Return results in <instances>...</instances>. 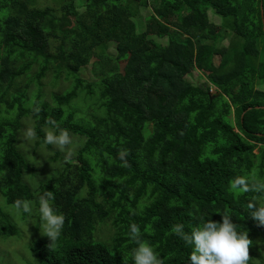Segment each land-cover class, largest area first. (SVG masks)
I'll return each instance as SVG.
<instances>
[{
	"label": "trees",
	"instance_id": "trees-1",
	"mask_svg": "<svg viewBox=\"0 0 264 264\" xmlns=\"http://www.w3.org/2000/svg\"><path fill=\"white\" fill-rule=\"evenodd\" d=\"M164 2L0 0V239L21 237L19 216L40 232L38 205L29 217L17 199L49 191L66 217L57 241L25 245L26 264H133V223L164 264H187L191 248L173 226L188 232L226 211L252 243L264 234L247 208L264 194L228 187L264 172V0ZM50 72L69 87L45 93ZM206 75L222 81L215 93ZM32 84L39 96L30 104ZM155 91L174 105L152 100ZM49 119L79 140L70 158L43 144ZM26 123L50 153L48 177L38 178L22 150ZM123 154L131 162L119 168Z\"/></svg>",
	"mask_w": 264,
	"mask_h": 264
},
{
	"label": "clouds",
	"instance_id": "clouds-1",
	"mask_svg": "<svg viewBox=\"0 0 264 264\" xmlns=\"http://www.w3.org/2000/svg\"><path fill=\"white\" fill-rule=\"evenodd\" d=\"M48 129L44 132L43 144L51 145L70 158L74 154L73 136L66 128H61L59 123L49 119ZM25 141H38L36 129L26 128ZM4 173L0 172V175ZM229 191L233 195L249 192L264 194V182L251 183L245 175H237L229 181ZM38 205V219L40 221V233L49 238L50 244L57 241L62 234L65 225V214L55 206L54 196L49 191H44L32 200L17 199L13 207L18 213L22 212L29 217L32 215L33 204ZM249 216L259 225L264 226V202L257 199L250 200L247 204ZM221 215V222H215L211 218H205L199 225L190 231H185L183 224H176L172 233L179 236L185 245L191 248V254L187 257V264H249V245L252 241L248 233L233 222L230 211ZM129 238L136 247L132 250L133 264H164L163 258L155 248L142 239L141 229L137 224L129 225Z\"/></svg>",
	"mask_w": 264,
	"mask_h": 264
},
{
	"label": "rangeland",
	"instance_id": "rangeland-1",
	"mask_svg": "<svg viewBox=\"0 0 264 264\" xmlns=\"http://www.w3.org/2000/svg\"><path fill=\"white\" fill-rule=\"evenodd\" d=\"M165 1L163 4V8L168 9V4L171 2V0H162ZM45 5H51L53 6L54 3L53 1L49 2H44ZM188 5L192 8H195L194 3L188 1ZM143 16L148 15V11H142ZM210 18L214 23L220 24L221 20L220 18L216 17L215 15H212L213 13L210 12ZM145 19V18H144ZM73 26L75 27L76 21L72 20ZM139 26V25H138ZM145 26V23H144ZM145 28V27H144ZM132 31L131 25H127L126 28H124L123 32L121 33V36L123 38H126L130 32ZM148 31L150 34L154 33L156 31L155 29V21H150L148 22ZM229 41H226L225 44H228ZM149 49V46L144 47L142 52H145L146 50ZM141 53V52H140ZM216 62L217 59H216ZM36 70V67L34 68ZM56 74L54 72H50L47 74L46 79L42 81V84L44 86V92H55L59 90L58 86H62L63 88L67 87V83L65 79H56ZM65 77V76H64ZM63 77V78H64ZM207 80L210 79L212 80L213 84L211 93H215L217 91V86L222 84V81L220 79L214 78L212 75H206ZM56 80V81H55ZM59 80V81H57ZM62 81H64L62 83ZM204 81V80H203ZM53 85L54 87L51 88L50 86ZM69 87V86H68ZM67 87V88H68ZM38 92L37 88L34 90V84H32L31 89L29 90V96H31L33 93ZM35 93V95L31 99V103L33 104L34 101L37 100L38 98V93ZM49 92V93H50ZM217 95V94H216ZM216 95L213 97L215 98ZM150 97L152 100L155 102L168 105V106H173L174 105V96L171 95L168 92L165 91H155L150 94ZM264 108V107H262ZM232 121L234 122V115L231 116ZM27 122L28 119H25ZM31 123H26L23 127L24 131L22 132V138H21V147L22 150L27 154L29 160H30V166L34 167L36 169V173L39 179L48 177L51 174L52 171V164L49 163V152L45 148V146H42L38 148L35 144V141H25L24 140V132L26 128L30 127ZM150 126V124L147 125V127ZM146 137L149 136V132L146 130L145 131ZM74 144H73V150L77 148V145H79V140L73 136ZM54 148V147H53ZM55 149V148H54ZM57 150V149H55ZM78 150V149H77ZM131 162V157L129 155H120L116 158L115 164L119 168H125L127 167ZM259 163V161H258ZM249 180L251 183L255 184L257 182H264V172L258 167L255 171L250 173L248 175ZM263 178V181L260 180ZM10 210V209H9ZM11 212H14L13 209L11 208ZM25 219H22L21 216L18 218V229L21 230L20 238H15L14 240L5 241L2 242L0 239V264H26L25 258L29 260V257L26 255L27 252L25 251V245L28 244V242L31 240L32 237L35 238H42L43 236L41 235L40 232H34L33 228H31V224L28 221H23ZM249 236V234H248ZM250 239V238H249ZM261 239H264V234L255 239L254 243H251L249 245V264H264V243ZM251 240V239H250ZM253 241V240H252ZM8 257V258H5ZM33 258V257H32ZM34 259V258H33ZM32 264H36L35 261H30Z\"/></svg>",
	"mask_w": 264,
	"mask_h": 264
},
{
	"label": "water",
	"instance_id": "water-1",
	"mask_svg": "<svg viewBox=\"0 0 264 264\" xmlns=\"http://www.w3.org/2000/svg\"><path fill=\"white\" fill-rule=\"evenodd\" d=\"M219 96H220V93H218L215 98H219Z\"/></svg>",
	"mask_w": 264,
	"mask_h": 264
}]
</instances>
